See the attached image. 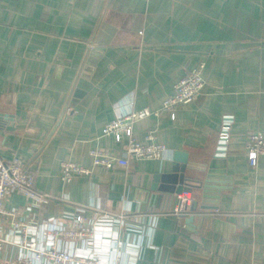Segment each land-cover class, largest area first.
Returning a JSON list of instances; mask_svg holds the SVG:
<instances>
[{
    "label": "crops",
    "instance_id": "crops-1",
    "mask_svg": "<svg viewBox=\"0 0 264 264\" xmlns=\"http://www.w3.org/2000/svg\"><path fill=\"white\" fill-rule=\"evenodd\" d=\"M201 65L196 100L176 106L173 118L159 112L133 126L139 143L154 131L171 159L127 156L126 168L61 181V163L89 166L92 150L123 157L125 141L103 136L104 126L128 111H159ZM225 120L230 137L220 155ZM259 131L264 0H0V159L31 163L35 189L57 199L35 211L38 221L75 207L86 217L95 208L138 217L134 264H264V157L251 168L245 154L247 134ZM176 151L213 162L217 210L176 219L152 209L169 197L155 178L170 172ZM28 204L17 193L3 202L7 209ZM216 219L233 231H216ZM15 255L7 248L3 258Z\"/></svg>",
    "mask_w": 264,
    "mask_h": 264
},
{
    "label": "built area",
    "instance_id": "built-area-1",
    "mask_svg": "<svg viewBox=\"0 0 264 264\" xmlns=\"http://www.w3.org/2000/svg\"><path fill=\"white\" fill-rule=\"evenodd\" d=\"M202 69L203 65L183 76L175 85L173 95L163 102L159 111L149 108L128 111L104 126L103 136L112 137L118 143L125 141L123 157L116 158L105 152L92 150L89 152V166L62 162L61 181L69 183L76 176L87 177L93 168H126L127 156L138 160L171 159L172 152L156 142L154 131L146 134L144 143H139L133 137V126L159 112H166L173 118L176 106L196 100L203 88ZM229 132L230 122L225 120L218 134L217 150L220 155L225 152ZM245 154L248 165L256 168L258 159L264 157V132L247 134ZM30 164H21L17 158L6 161L0 159V264L135 263L140 252V243L136 242V234L141 230L138 217L130 221L129 215H114L97 208L92 209L90 217H86L87 209L75 207L72 213L63 212L62 219L38 221L35 211L57 199L35 189L34 175L29 170ZM12 193L23 196L29 204L22 209L5 208L3 202ZM63 201L67 200L63 198ZM193 201L192 193L182 192L158 202L154 200L151 207L159 214L180 219L190 212ZM121 234H125L124 241ZM7 248L16 251L13 258H3Z\"/></svg>",
    "mask_w": 264,
    "mask_h": 264
},
{
    "label": "water",
    "instance_id": "water-1",
    "mask_svg": "<svg viewBox=\"0 0 264 264\" xmlns=\"http://www.w3.org/2000/svg\"><path fill=\"white\" fill-rule=\"evenodd\" d=\"M173 166L170 172L159 175L155 178L157 190L169 196L178 195L182 192L193 193L200 192V198L194 200L189 211H215L218 209L217 200L219 195L217 190L212 191L211 181L214 173L213 162L208 166L206 164L196 163L189 160L186 153L176 151L173 153ZM223 170L221 174H223ZM155 187V186H154ZM212 200V202H208ZM193 221V216H188L184 222V228ZM214 229L224 231L225 234L233 231V226L223 223L221 220H214Z\"/></svg>",
    "mask_w": 264,
    "mask_h": 264
}]
</instances>
